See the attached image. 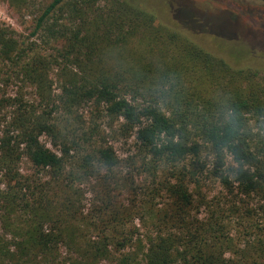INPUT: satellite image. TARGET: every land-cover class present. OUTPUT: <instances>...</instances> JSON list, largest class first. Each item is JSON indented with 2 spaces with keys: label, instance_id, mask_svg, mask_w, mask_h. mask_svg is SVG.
Masks as SVG:
<instances>
[{
  "label": "trees",
  "instance_id": "1",
  "mask_svg": "<svg viewBox=\"0 0 264 264\" xmlns=\"http://www.w3.org/2000/svg\"><path fill=\"white\" fill-rule=\"evenodd\" d=\"M4 1L16 9L28 4ZM172 15L183 29L157 24L137 0H52L32 32L60 45L47 55L0 23V62L16 67L35 96L0 99V264H264V223L240 238L222 217L192 215L209 158L212 176L230 192L237 183L243 194L264 197V79L185 33L219 35L211 26L233 24L234 16L201 18L183 4ZM88 105L97 114L89 122ZM5 107L11 113L2 116ZM103 117L115 136L134 137L137 155H117ZM24 158L47 179L31 185L21 173ZM138 161L154 177L166 174L159 190L171 211L151 220L156 233L146 238L136 237V226L115 224L112 234L92 240L75 208L78 185Z\"/></svg>",
  "mask_w": 264,
  "mask_h": 264
},
{
  "label": "rangeland",
  "instance_id": "2",
  "mask_svg": "<svg viewBox=\"0 0 264 264\" xmlns=\"http://www.w3.org/2000/svg\"><path fill=\"white\" fill-rule=\"evenodd\" d=\"M51 1L28 0L27 8L16 9L8 2L0 0V23L11 27L16 37L24 42L23 46L33 43L37 52L44 55L54 53L55 49L60 47L59 44L45 41L42 31L32 35L41 9ZM137 2L155 14L157 24L168 25L174 29L182 27L172 15V9L182 4L192 8L201 18L228 22L229 18L234 16L233 24L228 22L230 25L222 23L211 26L212 31L215 30L221 36L200 29H186L185 33L198 45L226 59L234 67L251 68L258 71L264 79V3L255 0H137ZM181 15L187 18L190 14L183 10ZM234 35H236L235 40L230 38ZM15 69L17 68L10 63L0 62V99L22 97L33 101L35 99L33 88L23 84L16 77ZM52 76L55 80L56 75L53 73ZM56 85L58 83L55 80ZM82 112L87 122L97 115L92 105L84 107ZM10 113V107L1 108L2 116ZM107 121L108 119L103 117L99 120V124L104 130L106 140L114 147L117 155L123 160L137 155L134 137L126 138L120 134L115 136L113 129L107 126ZM113 128H117V123ZM42 140L48 147L53 148L46 137ZM209 159L208 170L200 183L201 196L195 195L198 207L192 215H197L200 219L212 215L222 217L232 234L242 238L247 230H253L252 224L264 223V197L261 194L250 196L243 194L238 189L237 183H234L233 192H230L219 179L212 176L214 161ZM20 168L23 176L33 179L30 182L33 186H36V181L47 179L44 172L36 168L27 158L22 160ZM101 174L109 178L106 180L92 178L86 183L79 184L78 195L74 196L77 199L75 208H78L79 214L82 213L90 224L84 232L92 240H98L103 235L112 234L111 228L116 224L115 229L119 230L128 231L134 226L138 227L136 237L140 235L146 238L149 233L155 234L157 228L151 220H156L165 209L171 211L167 207L169 204L167 195L159 190L160 180L166 174L154 177L142 167L140 161L134 165L123 162L113 172L102 170ZM192 188L196 189L194 186ZM202 196L205 197L204 200ZM71 211L74 212V209ZM115 212L118 223L111 220ZM74 220L77 224V219ZM60 249L61 258L66 259L68 249L64 244ZM101 264H109V262L104 260Z\"/></svg>",
  "mask_w": 264,
  "mask_h": 264
}]
</instances>
